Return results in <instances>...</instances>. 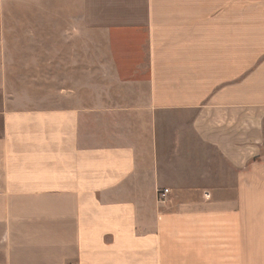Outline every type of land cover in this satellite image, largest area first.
Instances as JSON below:
<instances>
[{
  "label": "crops",
  "instance_id": "1",
  "mask_svg": "<svg viewBox=\"0 0 264 264\" xmlns=\"http://www.w3.org/2000/svg\"><path fill=\"white\" fill-rule=\"evenodd\" d=\"M0 264H264V0H0Z\"/></svg>",
  "mask_w": 264,
  "mask_h": 264
},
{
  "label": "built area",
  "instance_id": "2",
  "mask_svg": "<svg viewBox=\"0 0 264 264\" xmlns=\"http://www.w3.org/2000/svg\"><path fill=\"white\" fill-rule=\"evenodd\" d=\"M169 194V191L164 189V190H160L157 193V201L159 203H164L167 200V196Z\"/></svg>",
  "mask_w": 264,
  "mask_h": 264
},
{
  "label": "rangeland",
  "instance_id": "3",
  "mask_svg": "<svg viewBox=\"0 0 264 264\" xmlns=\"http://www.w3.org/2000/svg\"><path fill=\"white\" fill-rule=\"evenodd\" d=\"M182 115H183V114H182ZM184 117H185V118L188 117L187 120H190V116H189V114H188V116H185V114H184ZM191 118H192V114H191Z\"/></svg>",
  "mask_w": 264,
  "mask_h": 264
}]
</instances>
